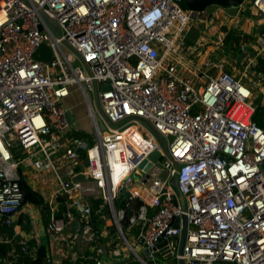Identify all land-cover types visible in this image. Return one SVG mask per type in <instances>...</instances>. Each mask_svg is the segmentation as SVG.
<instances>
[{"label": "built area", "instance_id": "obj_1", "mask_svg": "<svg viewBox=\"0 0 264 264\" xmlns=\"http://www.w3.org/2000/svg\"><path fill=\"white\" fill-rule=\"evenodd\" d=\"M246 5L264 20V0ZM203 13L182 0H0V222L12 231L0 237L10 245L0 264L37 256L16 224L27 161L37 175L26 182L50 209L47 264H105L104 254L118 264L123 249L137 261V247L153 262L160 236L180 239L182 218V253L165 247L176 261L264 264V129L252 121L264 36L237 73L223 61L199 64L202 50L185 38L194 22L212 28ZM223 42L217 37V51ZM42 44L52 54L46 64L33 60ZM73 92L89 130L66 119ZM81 131L86 138L73 136Z\"/></svg>", "mask_w": 264, "mask_h": 264}, {"label": "crops", "instance_id": "obj_2", "mask_svg": "<svg viewBox=\"0 0 264 264\" xmlns=\"http://www.w3.org/2000/svg\"><path fill=\"white\" fill-rule=\"evenodd\" d=\"M241 12H242V8H239V6L235 7V8H230V9L229 8L225 9V8L220 7L218 9V11H216L214 14L212 12L209 16H206L208 19L212 18L211 21L208 22L207 24H210L213 22V26L207 33L203 32L204 36H200V33L203 30V26L200 25L201 28H200L199 32L197 31V33L195 34L196 39L194 40V44L197 43V45H198V44L202 43V45H203L201 53L200 54L197 53L198 57L194 58L199 64H203L205 62L215 63V62L223 61V62H225L226 65H228V62L226 61V60H228V57L221 58L222 55L228 56V54H226L224 49H223L224 48L223 45L220 46L222 48L220 50L221 52L220 51L216 52L217 49H219V48L215 47L213 44L216 41L217 37H219V36H216L217 29L218 28L223 29L224 33L220 34V38L225 37L227 32L232 30V28H231L233 25L232 23L240 22V20H238L237 18L240 16V14H242ZM204 17H205V15H204ZM260 25H262L261 27H263L264 22H260ZM192 27H194V26H192ZM191 28H190V30H191ZM190 30H189V32H190ZM239 32H240V42H239L240 48H244L246 46H249L250 51L248 52V54L251 57H254V55H255L254 49H255L256 45L252 47L250 43L244 44L242 42L243 40L241 38V31H239ZM260 34H262L264 36V30H260V32H258V34L256 36H254L255 37V44H256V40L260 36ZM186 38L190 39L188 36H186ZM205 40H207V41H205ZM224 43H225V40H224L223 44ZM238 55L239 54H237L234 57L235 58V60H234V62H235L234 66L235 67L228 69V71L231 73H237L239 70H242L244 68L246 62L248 61L246 59L247 58V56H246L240 63L236 62V58ZM256 60H257L259 69L264 70V55L258 56L256 58ZM260 60L263 62V66L259 65ZM248 76H249V74H248ZM258 88H257V90H260V94L263 95L264 88L261 86ZM261 90H262V92H261ZM262 104L264 105V97L262 100ZM21 171L23 174V178L25 180H27V178L30 177L29 171H32L31 170V163L29 161L25 162L24 166L21 168ZM32 173H34V172L32 171ZM21 216L24 217L23 220H21V222L23 223V225H27L26 231H24L23 225H21V226L17 225L20 228L23 236L26 238L28 237L30 240L35 241L36 244H41L43 241H47V244H48V239H47V236H46L45 231H44L45 227L43 225V221L41 218L39 207H35L33 205L26 204L22 207L21 211L19 212V215L17 216V222H19ZM17 222H16V224H17ZM126 260L127 259L124 256L123 259H120L119 263L126 261Z\"/></svg>", "mask_w": 264, "mask_h": 264}, {"label": "rangeland", "instance_id": "obj_3", "mask_svg": "<svg viewBox=\"0 0 264 264\" xmlns=\"http://www.w3.org/2000/svg\"><path fill=\"white\" fill-rule=\"evenodd\" d=\"M220 7L218 6H210L207 7V9L204 11V15L205 16H209L212 12L213 14L218 11ZM228 8V7H227ZM225 8V9H227ZM230 8H235V7H229ZM242 14H240V16L237 18L238 20H240V22H234L232 23V30H238L237 32L241 31V38L244 41V38L247 36H250L252 38V40H250V44L251 46H255V37L258 32H260V30H264V26L261 27L262 25H260V22H264V20H262V18L260 16H258L257 14H255L254 12H252L248 6H243L242 7ZM193 26L190 30V32H188L189 34L187 35L190 40H192L195 37V34L197 33V31L199 32L200 30V24L197 23H193ZM201 32V31H200ZM203 32L207 33L206 30L203 27L202 32L200 33V36H204ZM224 33V30L221 28L217 29V34L220 37V34ZM240 34V32H239ZM225 37H222L223 41H224ZM187 38H185V44L186 46H191L192 48H194L195 50H197V52H199V50H202L201 48H198L197 43L196 44H192V45H187ZM207 41V40H205ZM218 52V51H216ZM188 52H186L187 54ZM223 57H228V60H226L228 62V65H226V69H231L234 66V60L235 58L232 57L231 55L228 54V56H221V58ZM226 70V71H227ZM75 88L72 87L71 90H74ZM259 89V88H258ZM262 92V90H261ZM260 94V90H255L254 94H253V100L255 98H257V96ZM63 106L67 109H70L72 111V121L73 123L78 122L83 128H85L86 130H89L90 128V121L87 117V114L85 112V105L83 103V99L81 97V95L77 92H73L71 94V96L69 98H67L64 102H63ZM147 128V127H146ZM148 129V128H147ZM149 130V129H148ZM150 131V130H149ZM31 163V162H30ZM35 173H32V171H29V175L33 176ZM37 175V173L35 174ZM51 179H38V184L39 186H43V185H51ZM31 186H33V184H30ZM173 187V185H172ZM110 251V249H109ZM119 256L118 258H116L117 260L123 259L124 256L127 260H133V257L131 255H128V250L127 249H123L121 250L120 253H118ZM141 255V254H140ZM142 256V255H141ZM101 259L103 260V262L105 264H110L113 263V261L115 260L113 257L110 256V254H104L101 256ZM147 261V260H146ZM148 262V261H147ZM149 264H179L178 261H176L173 257L168 258V259H164L161 258L160 256H157L156 259L153 262H148Z\"/></svg>", "mask_w": 264, "mask_h": 264}, {"label": "trees", "instance_id": "obj_4", "mask_svg": "<svg viewBox=\"0 0 264 264\" xmlns=\"http://www.w3.org/2000/svg\"><path fill=\"white\" fill-rule=\"evenodd\" d=\"M182 7L183 9H186L183 1H182ZM238 30H230L227 32V34L225 35V43L223 44V49L225 51L226 54L231 55L232 57H235L237 54H240V46H239V42H240V34L239 32H237ZM196 39V37H194L192 40L188 39L187 40V45H191L194 43V40ZM250 40H252V38L250 36H247L244 38V41H242L244 44H249ZM259 65L263 66V62L260 60L259 61ZM262 100H263V95L259 94L257 96V98H255L254 100V116L252 121L261 129H264V105L262 104ZM73 136L75 137H79V138H86V134L84 132H79L76 134H73ZM20 188L22 189L23 193H24V200H23V205L25 204H32L35 205L36 207H39L40 209V214H41V218L43 221V225L46 228L47 224L49 223V216H50V209L48 208V206L44 203L42 196L35 191L33 188H31V186L26 182V180L24 178H22L19 182ZM141 204L140 202H136L135 205H139ZM129 212L127 213L126 216V220L124 222V228H126L127 225V219L129 217ZM23 216H21L19 222H17V225L21 226L23 225V223L21 222V220H23ZM27 225H23V229L24 231H26ZM7 236L9 238H11L12 236V231L11 229L7 228L6 226H4L2 224V222H0V237L1 236ZM29 245L31 248H34L36 250V258L34 260H31L27 257H21L16 264H47V259H48V255H50V248L47 244V241H43L41 244H39L38 246L36 245L35 241L33 240H28ZM10 249V245H6V244H0V253L5 256V254L7 253V251ZM65 264H67V262H65ZM81 264V263H79ZM118 264H140L139 262L135 261V260H126L123 262H120Z\"/></svg>", "mask_w": 264, "mask_h": 264}, {"label": "water", "instance_id": "obj_5", "mask_svg": "<svg viewBox=\"0 0 264 264\" xmlns=\"http://www.w3.org/2000/svg\"><path fill=\"white\" fill-rule=\"evenodd\" d=\"M182 1L185 5L186 9L189 11H192L194 13L204 12L207 9V7H210V6H218V7H222V8L228 7L229 8V7H238V6H241L243 4V0H182ZM40 15L45 20V22L49 25V27L52 29L54 35L59 36V31H58L55 23L52 22L44 13H41ZM249 51H250L249 46L244 47L243 51L237 56L236 62L240 63L248 55ZM51 56H52V54H51L50 49L45 44H42L36 49L35 53L33 54V60L41 62L43 64H46L50 61ZM102 90L106 91L107 88L102 87ZM98 110H99V113L102 115V117L104 119H106L105 116L102 114L101 110L99 109V107H98ZM66 119L69 123L72 122L71 115L69 112H67V114H66ZM142 122L144 125H146V127L150 130V132L155 136L157 142L159 144H161L162 150L167 153V150L165 149V146L163 144L162 138L159 135V133L148 122H145V121H142ZM100 128L103 129L104 126H101ZM149 160L152 163H156L157 161H159L160 160L159 153L155 152V153L151 154L149 157ZM143 166H144V164H142L139 167V169H141ZM150 167H151V164H148L144 171H147ZM135 177H137V176H135ZM172 185L174 188H176V185H177L176 180L173 181ZM172 200L174 203H176L175 197H172ZM181 201H182V205L184 207V204H183L184 201H183L182 197H181ZM185 227H186V220H185V218H182V233H181V237L179 240L177 238L173 237V238H170L166 241H162V236H160L157 239V245H156L155 250L161 258L168 259V258L172 257L171 254L169 252H167V250L165 248L168 241L171 243V246L173 249H176L179 252V254L182 253V249H183L184 241H185V234H186V228ZM113 239H115V238L113 237ZM102 249H103V253H105V248L103 247ZM135 251L137 253H141L143 259L149 255V251L147 249L141 250L140 248L137 247L135 249ZM143 259L137 260V262H139L140 264H148V262L144 261ZM179 264H183V262H179Z\"/></svg>", "mask_w": 264, "mask_h": 264}, {"label": "bare ground", "instance_id": "obj_6", "mask_svg": "<svg viewBox=\"0 0 264 264\" xmlns=\"http://www.w3.org/2000/svg\"><path fill=\"white\" fill-rule=\"evenodd\" d=\"M9 143H10L11 150L14 152V154L19 155L21 153H24V151L18 146L16 142H14L13 140H9Z\"/></svg>", "mask_w": 264, "mask_h": 264}]
</instances>
